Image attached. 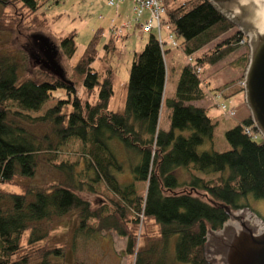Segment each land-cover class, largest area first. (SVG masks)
<instances>
[{
	"label": "trees",
	"instance_id": "trees-1",
	"mask_svg": "<svg viewBox=\"0 0 264 264\" xmlns=\"http://www.w3.org/2000/svg\"><path fill=\"white\" fill-rule=\"evenodd\" d=\"M48 1L0 0V264H66V245L48 239L70 215L76 233L124 237L122 254L131 258L126 264H207L205 233L226 220L214 203L237 209L248 207L247 196L264 200V140L245 133L246 127L257 133L249 116L225 130L229 149L217 151L216 119L191 104L207 95L203 68L244 47L242 35L205 0H163L161 25L190 61L181 67L173 95L164 98L169 70L161 26L153 21L132 57L124 107L117 112L108 108L116 35H108L99 54L102 34L95 30L64 78L29 64L13 39V28L20 41L25 32L49 28L42 10ZM59 48L72 57L74 32L59 37ZM246 54L235 64L241 71ZM241 80L240 74L213 88L212 98L240 95ZM53 100L42 115L31 116ZM164 107L166 130L159 126ZM206 143L210 149L200 151ZM125 167L126 183L120 180ZM136 183L145 185L141 195ZM149 224L155 235H144Z\"/></svg>",
	"mask_w": 264,
	"mask_h": 264
},
{
	"label": "rangeland",
	"instance_id": "rangeland-1",
	"mask_svg": "<svg viewBox=\"0 0 264 264\" xmlns=\"http://www.w3.org/2000/svg\"><path fill=\"white\" fill-rule=\"evenodd\" d=\"M138 9L141 11L142 14L140 15L144 20L153 18L152 9L141 6H138ZM42 10L45 12V16L50 20L48 29H36L25 32V39L21 41L19 37L16 36V32L19 30L13 28L11 32L15 42L21 44L25 49L29 57V64L32 66L37 65L38 68L45 69V63L49 65L45 54H42V49L44 50V47L40 39L46 41L51 47H53V45L55 46L54 59L63 70V74L66 73V75H69L68 71L70 65L77 61L95 30L100 29L102 34L97 46L99 54L102 52V44L106 41L108 35L117 36L115 39L116 51L109 58V64L115 74V81L113 95L110 98L108 108L112 111L121 112L124 107L126 82L128 80L132 57L135 52L139 53L142 50L149 34L148 31H144L143 28L139 29L141 21H138L137 27L135 26L134 5H132L129 0H49L43 6ZM129 22L131 24V30L126 34L129 30ZM124 25H126V27ZM157 27H160L161 40L164 41L163 50H165V52L163 57L165 67L169 70V76L166 80L165 87L166 96H170L174 92L181 67L190 60L187 59L188 57L175 44L171 47L169 46V30L165 24L161 25V20H159ZM236 30L238 31L237 28ZM71 32H74L76 50L69 59L59 48V37L65 36ZM4 33L5 32L0 30L1 36H4ZM11 33L9 34L10 36H12ZM152 33L157 35V30L153 29ZM242 41L245 43L244 47L237 49L217 64L206 65L200 75L202 80L201 85L207 95L205 99L197 103H199V106L208 108V115L213 119H217L213 136V147L217 151L229 149L224 132L233 127L236 122H240L242 113L237 110L240 108L238 101H240L242 106L245 104L243 101V92L237 95L239 97L238 101L236 99L237 96L223 99L221 97L212 98V95L210 96L209 94L210 91H213V88L231 80H237L240 74L242 76L244 68L243 71H241V69L235 65L238 58L245 54V51L247 52L246 56L248 55L245 38H243ZM99 63V61L94 62L92 67L96 68ZM45 70L49 71L48 69ZM57 94L59 95V93ZM221 102L224 103L229 111L233 112L232 115H228L230 118L225 117L222 113L223 110L221 105H219V107L217 106V104H221ZM55 103L56 100L47 102L40 112L31 114V116L42 115L46 109L54 106ZM232 104H235L236 109L231 107ZM244 109H246V115L249 116V111L246 106H244ZM168 122V115L162 112L159 120L160 128H166ZM208 147L209 145L206 143L200 147V151ZM179 174L181 175V173ZM129 179V171L128 169L126 170L125 167L124 172L120 175V180L126 183ZM135 187L138 194L141 195L144 192L145 185L143 183H136ZM199 194L202 199L208 200L202 193ZM91 199L93 202L96 201L95 203L99 201L102 202L100 198L91 197ZM246 203L248 208L264 221V200L247 196ZM74 217L75 216L70 215L68 218L63 219L54 228L48 239H59L62 244L64 243L66 245V264H116L118 256L121 257L120 261H123V263L126 264L130 262V256L122 254L125 245L124 237H119L115 232H111L108 235L102 233V235H105V238H102L101 235V238H92L82 235L81 233H76L74 232V225L76 224ZM156 233V227L149 224L144 235L149 236V234L155 235ZM142 240L145 241L143 237ZM120 261H117L118 264Z\"/></svg>",
	"mask_w": 264,
	"mask_h": 264
},
{
	"label": "water",
	"instance_id": "water-1",
	"mask_svg": "<svg viewBox=\"0 0 264 264\" xmlns=\"http://www.w3.org/2000/svg\"><path fill=\"white\" fill-rule=\"evenodd\" d=\"M238 29L246 40L247 64L242 74L243 101L254 130L264 139V0H205ZM49 65L45 69L64 78L54 59L55 46L40 39ZM51 53L48 58L46 53ZM222 209L226 220L217 230L207 229L203 258L207 264H264V221L248 207Z\"/></svg>",
	"mask_w": 264,
	"mask_h": 264
},
{
	"label": "built area",
	"instance_id": "built-area-1",
	"mask_svg": "<svg viewBox=\"0 0 264 264\" xmlns=\"http://www.w3.org/2000/svg\"><path fill=\"white\" fill-rule=\"evenodd\" d=\"M109 1H113V0H109ZM133 2L134 5V20L136 22L140 21L141 18V11L138 9V6L141 7H147L149 9H152L153 12V18L152 19H147V20H143V22L140 24V27L143 28L144 31H148L150 32L152 29V22L156 21V25L159 23V20H161V17L164 15L165 13V5L161 0H131ZM137 13V15H136ZM133 14V15H134ZM161 43L164 44V41L161 40ZM241 43H243V41H241ZM169 46L171 47L172 45L175 44V42L173 41V39H170V42L168 43ZM176 45V44H175ZM222 110H225L224 106H221ZM227 115H232L233 112L231 111H226ZM245 132L247 134H251L253 138H255L256 135H254L248 128L245 129Z\"/></svg>",
	"mask_w": 264,
	"mask_h": 264
},
{
	"label": "crops",
	"instance_id": "crops-1",
	"mask_svg": "<svg viewBox=\"0 0 264 264\" xmlns=\"http://www.w3.org/2000/svg\"><path fill=\"white\" fill-rule=\"evenodd\" d=\"M129 28V30L126 32V34L131 30L130 28H131V25L128 27ZM173 95V93L170 95V96H166V87H165V95L163 96L164 98H168V97H171ZM210 96H211V94H209ZM237 96V95H236ZM233 97H235V96H233ZM237 101L239 100V97L237 96ZM163 104H165L164 103V99H163ZM163 104H162V106H163ZM192 105H196V106H199V103H197V102H193V103H191ZM238 104H239V107L240 108H238L237 110L238 111H240L241 113H242V116H241V118H240V121H242V120H244L246 117H248V115H246V109H244V106H242L241 104H240V101H238ZM203 107V106H202ZM231 107H233V108H235L236 109V106H235V104H232V106ZM226 109H228L227 107H225ZM206 113H207V115H208V108H206ZM162 112H163V114H168V108L167 107H164V109L162 110ZM161 112V113H162ZM245 112V113H244ZM224 115H225V117H227V118H230V117H228V115L227 114H225V113H223ZM208 117H210L209 115H208ZM224 117V118H225ZM211 118V117H210ZM213 119V118H212ZM216 121H217V119H216ZM169 127V124L167 123V127L166 128H163V130H166L167 128ZM208 145H209V147L208 148H205V150H209L210 149V144L208 143Z\"/></svg>",
	"mask_w": 264,
	"mask_h": 264
},
{
	"label": "flooded vegetation",
	"instance_id": "flooded-vegetation-1",
	"mask_svg": "<svg viewBox=\"0 0 264 264\" xmlns=\"http://www.w3.org/2000/svg\"><path fill=\"white\" fill-rule=\"evenodd\" d=\"M41 44H42V42H41ZM42 54L44 55L45 54V50H43L42 49ZM46 55L48 56V58H51L50 56H51V53L50 52H48V53H46ZM47 63H45V65H46Z\"/></svg>",
	"mask_w": 264,
	"mask_h": 264
},
{
	"label": "bare ground",
	"instance_id": "bare-ground-1",
	"mask_svg": "<svg viewBox=\"0 0 264 264\" xmlns=\"http://www.w3.org/2000/svg\"><path fill=\"white\" fill-rule=\"evenodd\" d=\"M242 41V40H241ZM241 41H240V44H241Z\"/></svg>",
	"mask_w": 264,
	"mask_h": 264
}]
</instances>
